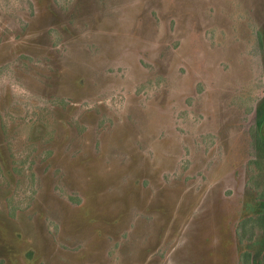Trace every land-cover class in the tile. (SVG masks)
<instances>
[{"label": "rangeland", "instance_id": "374dc122", "mask_svg": "<svg viewBox=\"0 0 264 264\" xmlns=\"http://www.w3.org/2000/svg\"><path fill=\"white\" fill-rule=\"evenodd\" d=\"M264 0H0V264H264Z\"/></svg>", "mask_w": 264, "mask_h": 264}, {"label": "trees", "instance_id": "16d2710c", "mask_svg": "<svg viewBox=\"0 0 264 264\" xmlns=\"http://www.w3.org/2000/svg\"><path fill=\"white\" fill-rule=\"evenodd\" d=\"M262 44L264 45V36L260 37ZM256 126L258 129L261 128L263 121H264V102L259 106L256 112ZM255 141V147L260 153L258 158L260 159L262 156H264V137L258 134V136L254 139ZM259 204H257L258 210H256L257 216L261 219L263 222V228H264V188L262 192L258 196ZM263 242H264V229H263ZM241 264H253V261L250 258V254L248 252H243L240 255Z\"/></svg>", "mask_w": 264, "mask_h": 264}]
</instances>
